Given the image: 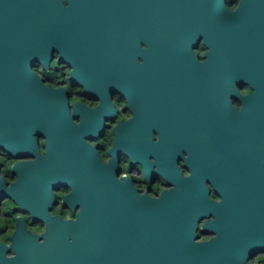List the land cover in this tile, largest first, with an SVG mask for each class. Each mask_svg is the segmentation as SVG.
Returning a JSON list of instances; mask_svg holds the SVG:
<instances>
[{
  "label": "flooded vegetation",
  "instance_id": "flooded-vegetation-1",
  "mask_svg": "<svg viewBox=\"0 0 264 264\" xmlns=\"http://www.w3.org/2000/svg\"><path fill=\"white\" fill-rule=\"evenodd\" d=\"M140 47L104 68L42 40L0 47V242L18 218L45 229L8 193L75 221L87 198L114 205L132 189L173 212L168 234L210 247L206 264H264V58L228 69L202 40L196 62L157 53L148 66Z\"/></svg>",
  "mask_w": 264,
  "mask_h": 264
},
{
  "label": "water",
  "instance_id": "water-1",
  "mask_svg": "<svg viewBox=\"0 0 264 264\" xmlns=\"http://www.w3.org/2000/svg\"><path fill=\"white\" fill-rule=\"evenodd\" d=\"M40 40L83 50L101 68L113 52L141 44L148 66L155 64L157 53L196 62L195 49L203 40L218 48L206 56L219 53L226 68L233 69L238 62L264 58V0H238L233 10L226 0H0V47ZM155 77L146 75L144 81ZM145 123L156 129V117ZM151 137L146 130L145 140ZM253 156L264 158V151L257 149ZM8 194L45 229L32 233L18 218L10 244L0 242V264H206L212 255L209 246L168 234L173 212L132 189L123 203L114 205H95L87 198L75 221L39 212L26 196ZM233 254L229 244V257Z\"/></svg>",
  "mask_w": 264,
  "mask_h": 264
}]
</instances>
